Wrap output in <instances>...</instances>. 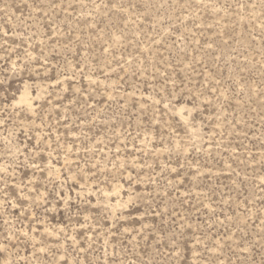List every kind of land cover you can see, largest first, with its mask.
<instances>
[{
  "label": "rangeland",
  "instance_id": "1",
  "mask_svg": "<svg viewBox=\"0 0 264 264\" xmlns=\"http://www.w3.org/2000/svg\"><path fill=\"white\" fill-rule=\"evenodd\" d=\"M0 264H264V0H0Z\"/></svg>",
  "mask_w": 264,
  "mask_h": 264
},
{
  "label": "bare ground",
  "instance_id": "2",
  "mask_svg": "<svg viewBox=\"0 0 264 264\" xmlns=\"http://www.w3.org/2000/svg\"><path fill=\"white\" fill-rule=\"evenodd\" d=\"M25 91V90H24ZM18 97L17 103L18 104H25V105H30L31 97L29 93L24 92Z\"/></svg>",
  "mask_w": 264,
  "mask_h": 264
}]
</instances>
